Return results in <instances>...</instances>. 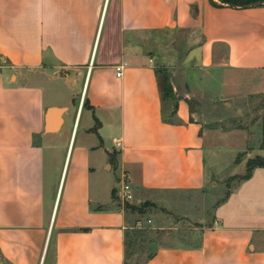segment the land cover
Segmentation results:
<instances>
[{"label": "crops", "instance_id": "crops-1", "mask_svg": "<svg viewBox=\"0 0 264 264\" xmlns=\"http://www.w3.org/2000/svg\"><path fill=\"white\" fill-rule=\"evenodd\" d=\"M174 60L198 69L206 91L186 83L180 92L173 73L175 98H164L160 70ZM218 82L215 97L208 89ZM259 93L264 5L0 0V264H124L138 211L115 202L122 174L144 204L203 189L206 148L213 167L222 136L199 106ZM240 197L250 205L249 192ZM195 236L159 243L143 264H264V210L249 223L217 214Z\"/></svg>", "mask_w": 264, "mask_h": 264}, {"label": "rangeland", "instance_id": "rangeland-1", "mask_svg": "<svg viewBox=\"0 0 264 264\" xmlns=\"http://www.w3.org/2000/svg\"><path fill=\"white\" fill-rule=\"evenodd\" d=\"M183 35L181 32L175 33L174 41ZM177 60L170 64V68L160 70L162 77L168 74L171 78L174 73L180 92L185 90L186 83L189 87L195 83V87L199 86L206 91V88L201 86L204 80H201L198 69L188 71L186 70V62L177 63ZM216 80L217 78L213 82ZM211 85L208 93L218 97L216 91L220 89L219 82L218 84L211 83ZM199 97H201L200 93L198 94ZM194 98L190 101L192 104H195ZM214 102L204 100L199 106L201 112L199 119L205 127L217 130L218 136H222L219 140L216 139V142L221 145L217 150L221 153H218L217 164L213 167V152L210 147L207 146L206 148L209 172H207L205 187L199 191L162 192L159 194L160 200L152 201L153 203L149 201L147 205H144L143 202L139 203L138 198L129 201L138 203L137 207H142L144 210V212L132 214L133 219L129 222L130 228L138 229V220L143 222L147 219L151 220L150 223H143L144 225L140 228V230L146 231L144 237L145 243L148 245L151 242L155 243L156 248L159 243L189 245L196 242L195 234L202 225L215 224L217 214L224 219L225 224L249 223L256 211L263 212L264 210V168L257 170L251 183H245L240 187L243 192H249L252 196L249 200L251 202L249 206L243 204L240 197L242 191L236 193L228 204L221 203L228 192L244 181L237 182L235 176L246 172L247 160L257 155L264 156V148L262 147L264 139V93L247 95L239 100L235 99V102L228 107H225L220 100ZM238 154H240V161L236 162L235 159ZM112 183H117L115 176H113ZM115 202L120 204L124 202L119 190ZM150 250V247L149 249H135L131 260L144 261Z\"/></svg>", "mask_w": 264, "mask_h": 264}, {"label": "trees", "instance_id": "trees-1", "mask_svg": "<svg viewBox=\"0 0 264 264\" xmlns=\"http://www.w3.org/2000/svg\"><path fill=\"white\" fill-rule=\"evenodd\" d=\"M213 4L215 5H230V6H235V7H250V6H255L257 3H260L259 5H264V0H219V2H216L214 0H211ZM159 71V70H158ZM163 81V91H164V98H175L174 92H173V85L171 82V78L168 74H165L162 77ZM263 148H264V139H263ZM236 162L240 161V154L235 159ZM256 167H264V156H255L251 157L247 160V169L244 174L241 175H236L235 179L237 182L246 180L251 177L253 169ZM116 190L113 189L112 194L114 195V192ZM229 192L227 193V195ZM226 195V196H227ZM225 196V197H226ZM149 202L146 201L144 205H147ZM126 208H130L132 210H136L138 212H144L142 207H137L134 206L128 202H125ZM132 229V230H130ZM145 234L146 231L140 230V228L135 229L134 227L130 228L128 227L127 230L125 231V261L124 264H143L146 262L148 259H150L153 256V252L150 250L148 252V255L146 259L142 262L139 261H132L131 256L135 252V249H144L147 248L149 249L148 243H145ZM145 243V244H143Z\"/></svg>", "mask_w": 264, "mask_h": 264}, {"label": "built area", "instance_id": "built-area-1", "mask_svg": "<svg viewBox=\"0 0 264 264\" xmlns=\"http://www.w3.org/2000/svg\"><path fill=\"white\" fill-rule=\"evenodd\" d=\"M122 68L123 65L119 64L116 66V74L119 76L122 73ZM114 141L116 142L117 145H120V140L117 139L116 137H114ZM120 189H119V194L121 195V199L125 202L130 201L133 199V191H132V186L128 180V177L125 173L122 174L121 178H120ZM151 220L147 219L146 221H141L138 220L137 221V227L141 228L145 223H150ZM144 223V224H143Z\"/></svg>", "mask_w": 264, "mask_h": 264}, {"label": "water", "instance_id": "water-1", "mask_svg": "<svg viewBox=\"0 0 264 264\" xmlns=\"http://www.w3.org/2000/svg\"><path fill=\"white\" fill-rule=\"evenodd\" d=\"M260 3H257L256 5H259ZM149 247L151 248L152 252H155L156 251V245L154 242H151L149 244Z\"/></svg>", "mask_w": 264, "mask_h": 264}]
</instances>
